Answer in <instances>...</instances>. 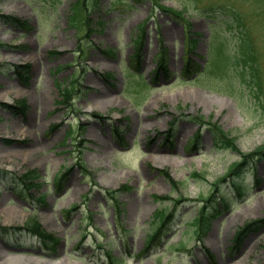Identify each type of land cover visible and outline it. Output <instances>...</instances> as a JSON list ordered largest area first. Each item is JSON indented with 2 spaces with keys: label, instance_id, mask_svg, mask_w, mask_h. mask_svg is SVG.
<instances>
[{
  "label": "rangeland",
  "instance_id": "1",
  "mask_svg": "<svg viewBox=\"0 0 264 264\" xmlns=\"http://www.w3.org/2000/svg\"><path fill=\"white\" fill-rule=\"evenodd\" d=\"M73 1L0 0V102L25 104L24 114L0 107V264H264V161L228 175L242 155L264 146V108L249 96L236 67L228 73L224 54L214 49L223 44L239 55V40L229 28L237 31L244 19L260 58L264 0H160L184 12L177 19L153 13L148 1L130 7L128 0H100L92 35L78 30L82 18L69 17ZM1 16L27 21L29 29ZM186 27L197 38L194 62L205 66L213 54L217 68L210 77L237 98L181 77L189 53ZM214 35L220 43L212 41ZM141 36L137 72L130 62ZM160 39L168 65L157 78ZM58 84L72 85L69 103H60ZM194 116L220 125L236 138L239 152L216 148ZM197 132L199 144L191 149ZM169 134L172 145L166 143ZM70 169L61 187L54 185L55 176ZM33 170L41 187L30 197L11 180ZM238 179L250 189L226 195ZM215 182L231 198L228 205L213 191ZM111 190H122L121 223L107 197ZM216 206L210 228L199 233L196 224H207L204 211ZM157 212L169 214L168 226L158 246L143 253L156 231ZM32 217L60 239L56 251L18 230Z\"/></svg>",
  "mask_w": 264,
  "mask_h": 264
},
{
  "label": "trees",
  "instance_id": "2",
  "mask_svg": "<svg viewBox=\"0 0 264 264\" xmlns=\"http://www.w3.org/2000/svg\"><path fill=\"white\" fill-rule=\"evenodd\" d=\"M139 2H142L144 0H136ZM152 2L155 3V5L160 8L163 9L164 11H167V9L165 7H163L160 3L159 0H150ZM71 19L72 22H76L77 19L79 18V16H83L84 18H88L89 17V12H88V7L85 3V0H77L72 8H71ZM179 17H182V15L176 14ZM87 16V17H86ZM226 25L228 24V20L225 21ZM241 24L244 26H240L238 28V36L240 37L241 40V53L239 54L238 60L241 62L240 65L236 66L235 68V72L238 75L242 76V80L244 82V85L246 87H248L251 91V93L253 95L256 94V96L258 97L260 103L263 104L264 107V66L260 63L261 59H264V52L262 53V56L259 58L258 55V51L256 50V43L253 40L250 30L248 28V26L246 25L245 27V23L244 20H241ZM85 26V23H84ZM83 26V27H84ZM232 28V27H231ZM219 50L225 54L227 52V50L225 49L224 45L221 44ZM226 61L224 62L227 65V71L230 72V70H232V62H230L231 60H233L234 58L231 56V54L226 53L225 56L223 57ZM163 60V58H162ZM217 68L216 65L213 64V57L209 58L207 65H206V70L204 71V76L203 78H207L209 77L208 74H210L212 71V69ZM231 68V69H230ZM195 70V69H194ZM193 70V71H194ZM189 71V70H187ZM199 77L197 78V83H200L207 87V88H213V89H217L219 91H224L228 86L225 85L224 87H219L216 86L214 83L210 82H202V79ZM63 97H65V99H67L69 97V92L67 90H65L63 92ZM19 104H21V107L19 108V110H24V106L25 105L23 102H20ZM201 121L202 123H208L211 133L213 135L215 144L217 147L220 148H231L237 152V142L236 139L234 137H231L230 134L226 133L222 127L216 123H212L211 121H205L203 120V117H201ZM258 160H264V146L263 147H259L258 149H256L255 151H253L251 154L248 155H243V163H239L237 164L232 172L230 174H234V175H238L239 173H241L243 171V168L246 164L248 163H255ZM245 164V165H244ZM244 165V166H243ZM35 172H30L29 175L24 176V181L28 183L29 187H34L36 186L33 182V174ZM195 175H199L200 174H195ZM215 187H217V183L214 184ZM249 184L242 182L241 180H236L235 182V187L237 188H244V190L246 189V187H248ZM228 200V199H227ZM213 213V211H206L205 216L210 217L211 214ZM199 223V222H198ZM28 229L33 230L35 233H37L41 238H43L44 240H52L54 242H56L54 236L52 234H49L48 232H46L44 229H42L39 224H37L35 221H32L31 224L28 226ZM157 240V235H155L153 238L150 239V241L148 242V247L150 248L151 246H153Z\"/></svg>",
  "mask_w": 264,
  "mask_h": 264
},
{
  "label": "bare ground",
  "instance_id": "3",
  "mask_svg": "<svg viewBox=\"0 0 264 264\" xmlns=\"http://www.w3.org/2000/svg\"><path fill=\"white\" fill-rule=\"evenodd\" d=\"M20 259H21V257H20ZM58 263H61V261H58Z\"/></svg>",
  "mask_w": 264,
  "mask_h": 264
}]
</instances>
